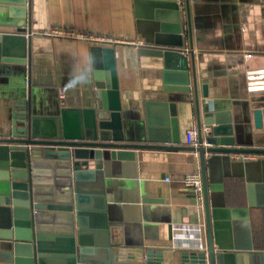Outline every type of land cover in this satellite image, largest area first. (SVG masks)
<instances>
[{
  "label": "water",
  "instance_id": "obj_1",
  "mask_svg": "<svg viewBox=\"0 0 264 264\" xmlns=\"http://www.w3.org/2000/svg\"><path fill=\"white\" fill-rule=\"evenodd\" d=\"M133 2L136 30L144 40L139 53L161 60V91L167 95L144 102L141 134L134 124L135 136L128 137L122 121L114 49L94 46L93 105L60 108L51 118V135L34 137L21 71L28 54L27 0H0V27L13 29L0 30V64H5L0 85L7 75L15 90L10 96L11 133L0 136V264H126L139 254L145 264H175L176 259L180 264H264V250L251 243L249 223L250 208L264 206V180L246 183L247 206H228L224 183L210 181L206 168L212 156L264 155V98L249 100V112L240 122L231 111L207 101V85L198 86L192 55L189 0ZM260 54L264 58V50ZM177 93L192 96L196 126L210 127L207 134L200 132L197 147L175 145L179 131L172 94ZM251 119L256 132L245 134ZM18 122L23 126L17 127ZM139 149L196 152L202 208L195 206L193 196L175 211L182 225L203 222L205 249L188 244L191 239L153 247L111 242L109 231L116 226L108 217L105 173L114 160H134ZM141 201L161 204L168 199Z\"/></svg>",
  "mask_w": 264,
  "mask_h": 264
},
{
  "label": "crops",
  "instance_id": "obj_2",
  "mask_svg": "<svg viewBox=\"0 0 264 264\" xmlns=\"http://www.w3.org/2000/svg\"><path fill=\"white\" fill-rule=\"evenodd\" d=\"M184 1V0H183ZM192 55L198 86L207 85L209 96L220 109L231 111L236 122L245 119L249 100L264 93H250L245 86V69L262 67L264 58V0H189ZM28 54L21 69L25 75V102L33 117L30 133L45 137L52 133L51 118L62 107H88L96 100L91 43L41 35L53 26L70 27L121 40H144L137 33L133 0H27ZM11 28H1L0 30ZM188 37L185 36L188 53ZM96 46V45H95ZM114 49L116 79L122 106V121L134 137L145 119L147 99L166 98L162 93V64L139 48L125 44L101 45ZM247 54H252L251 58ZM5 64H0V68ZM7 75L0 85V136L11 133L12 103ZM192 96L172 94L180 147L186 130L196 125ZM201 98V97H200ZM253 105L250 106V110ZM249 112V111H248ZM252 118V116H251ZM32 124V123H31ZM244 125V124H243ZM17 127L23 124L18 122ZM245 134L255 133L252 119ZM170 125H168V132ZM208 157V156H207ZM210 181H222L228 206H247V182L264 180V155L212 156L207 165ZM200 170L198 157L188 150H135L134 160H114L105 173L108 217L116 227L109 231L111 242L122 240L141 246L186 243L189 231L179 221L176 206L194 196L184 188L185 174ZM168 199L166 203L142 202V198ZM251 243L264 250V206L250 208ZM190 245L199 244L192 240ZM103 255V254H102ZM139 254L136 261L145 264ZM175 264H180L176 259Z\"/></svg>",
  "mask_w": 264,
  "mask_h": 264
},
{
  "label": "built area",
  "instance_id": "obj_3",
  "mask_svg": "<svg viewBox=\"0 0 264 264\" xmlns=\"http://www.w3.org/2000/svg\"><path fill=\"white\" fill-rule=\"evenodd\" d=\"M4 31H9L5 30ZM41 35L50 36L53 38H61L68 40H84L92 45L101 46V45H111L118 43H125L133 45L137 48L144 45L143 41L139 40H121L113 37L109 34H97L88 31L76 30L70 27H59L53 26L51 28L44 29L40 32ZM248 58L252 57V54H247ZM245 78L247 91L250 93H264V66L257 68H246L245 69ZM210 131V127L202 125L199 129L196 125L186 130L185 133V143L187 146L197 147L198 146V137L200 132L207 134ZM203 142H205L203 140ZM193 154H196L193 153ZM250 155H243L242 158H250ZM182 184L184 188H190L193 191L194 198L196 201L195 206L199 209L202 208L201 202L203 199V187H202V178L200 170L187 173L182 179ZM202 221H195L193 223H188L185 226V230L189 231V238L195 240L196 244H199L197 247L200 249H205L202 244L203 241V229Z\"/></svg>",
  "mask_w": 264,
  "mask_h": 264
}]
</instances>
